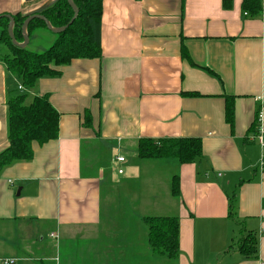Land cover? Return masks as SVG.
Listing matches in <instances>:
<instances>
[{
	"label": "crops",
	"instance_id": "obj_1",
	"mask_svg": "<svg viewBox=\"0 0 264 264\" xmlns=\"http://www.w3.org/2000/svg\"><path fill=\"white\" fill-rule=\"evenodd\" d=\"M47 1L0 0V15ZM227 1L104 0L102 56L74 59L32 89L0 56V151L17 89L27 101L47 94L60 113L57 139L0 172V264H264L263 150L251 131L261 112L264 132V0L255 14ZM143 137L200 138L203 157L143 160ZM147 216L179 219L177 259L150 249ZM247 234L255 258L231 248Z\"/></svg>",
	"mask_w": 264,
	"mask_h": 264
},
{
	"label": "trees",
	"instance_id": "obj_2",
	"mask_svg": "<svg viewBox=\"0 0 264 264\" xmlns=\"http://www.w3.org/2000/svg\"><path fill=\"white\" fill-rule=\"evenodd\" d=\"M79 14L68 28L56 34V40L43 52L21 48L13 43L8 32L9 19L0 15V43L7 47L1 61L6 70L21 79L22 86L32 89L39 79L60 76L61 67L69 65L74 59H93L102 56L101 21L104 0H73ZM227 4V5H226ZM228 7V1L225 0ZM243 8L253 14L261 9L260 0H244ZM44 16L53 27H63L71 21L74 10L68 0H58L44 11ZM15 20L14 37L24 41L22 25L26 15H12ZM46 27L43 20L35 18L28 25L29 36L36 28ZM182 56L190 59L185 46ZM185 96H200L197 92H184ZM27 93H11L8 107V146L0 151V172L15 161L31 160L34 145H43L59 136L60 113L51 104L49 96L37 95L27 101ZM234 96L226 97V118L234 120ZM260 113V112H259ZM252 130L258 131V116ZM86 114L87 124H90ZM138 156L143 160L176 159L180 164L193 163L203 157L202 139L196 137H167L153 139L140 138L137 142ZM172 193L179 195V178L172 179ZM144 222L148 227V245L155 255L177 259L179 246V219L170 216H147ZM248 258L258 254L257 239L252 234L241 236L231 244Z\"/></svg>",
	"mask_w": 264,
	"mask_h": 264
},
{
	"label": "water",
	"instance_id": "obj_3",
	"mask_svg": "<svg viewBox=\"0 0 264 264\" xmlns=\"http://www.w3.org/2000/svg\"><path fill=\"white\" fill-rule=\"evenodd\" d=\"M26 1L27 2H31V1H35V0H26ZM57 1L58 0H49V1L45 2L44 4H42L40 7L36 8V9L30 11L28 14H26V19H25V21L23 22V25H22V32H23V36H24V41L23 42H18L15 39V37H14V27H15L14 17L12 15H9V14L3 15V16H5V17H7L9 19L8 32H9V36L11 37L13 43L16 44L17 46L21 47V48H25V47L28 46L29 41H30V36H29V32H28V25L35 18L43 20L45 22L47 28L49 30H51L52 32H54V33H60V32L65 31L68 28V26L74 22V20L76 19V17L79 14V10H78V8L75 5L73 0H68L70 6L74 10L73 18L71 19L69 24H67V25H65L63 27H59V28L53 27L51 25L50 21L44 16L43 13H44V11L46 9L51 7Z\"/></svg>",
	"mask_w": 264,
	"mask_h": 264
},
{
	"label": "rangeland",
	"instance_id": "obj_4",
	"mask_svg": "<svg viewBox=\"0 0 264 264\" xmlns=\"http://www.w3.org/2000/svg\"><path fill=\"white\" fill-rule=\"evenodd\" d=\"M45 29H47V26L45 28L44 27L36 28L33 30V33L35 31H38V30H44L45 31ZM47 31H49V30L47 29ZM49 32H52V31L50 30ZM56 34L57 33L53 34V32H52V34H48V33L40 34V39H37L38 41L37 40L33 41V43L31 45H29V48L34 50V51L43 52L56 40ZM33 35L34 34H31L30 38ZM49 39H50V41H49ZM48 41L51 43H49V45L47 46ZM6 51H7V47L4 44L0 43V56L2 57V55H4L6 53ZM16 91L19 92L20 90L17 89ZM152 173H153V171H152ZM152 173L150 172V175H152Z\"/></svg>",
	"mask_w": 264,
	"mask_h": 264
},
{
	"label": "built area",
	"instance_id": "obj_5",
	"mask_svg": "<svg viewBox=\"0 0 264 264\" xmlns=\"http://www.w3.org/2000/svg\"><path fill=\"white\" fill-rule=\"evenodd\" d=\"M19 88L22 89V86H20ZM261 120H262V113L260 112L259 116H258V122H259L258 131L256 134H254L253 138H254V140H256L260 144V146L263 150V155H262L261 160L259 162V168L264 172V132H263V129L261 127ZM117 160L119 162H125V157L120 156V157H118ZM119 173H123V169H120ZM12 263H13V261H5L4 262V264H12Z\"/></svg>",
	"mask_w": 264,
	"mask_h": 264
}]
</instances>
